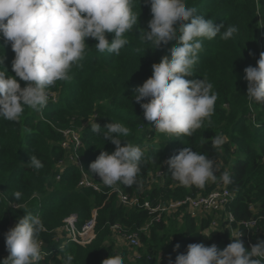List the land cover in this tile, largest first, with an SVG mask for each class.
<instances>
[{"label": "trees", "instance_id": "obj_1", "mask_svg": "<svg viewBox=\"0 0 264 264\" xmlns=\"http://www.w3.org/2000/svg\"><path fill=\"white\" fill-rule=\"evenodd\" d=\"M197 14L224 23L222 32L234 26L237 32L224 40L220 34L203 38V50L186 79L206 77L218 93L211 124L205 121L191 137L158 132L144 119L143 102L134 99L135 89L153 74L152 65L164 56L171 57L176 41L155 49L141 41L140 29H148L152 18L148 0H135L133 10L140 15L139 23L125 36L129 43L117 56L95 48L98 42L88 38L80 66L70 70L71 81H57L50 86L49 102L40 111L25 108L19 122L0 118V261L9 255L5 233L14 227L26 212L38 215L45 231L40 234L43 259L39 264H62L66 253L74 256L73 264H102L109 256L120 254L124 264H175L179 254L186 253L190 243L216 244L223 250L233 238L257 244L264 239V105L247 98L248 82L244 69L257 66L264 52V0H186ZM190 22V21H189ZM111 40L114 33H108ZM0 71L15 75L12 61L15 53L10 43L0 37ZM19 79V78H18ZM21 87L26 82L20 80ZM101 125L93 133L90 123ZM129 128L123 140L142 149V166L138 184L109 187L91 173L90 164L102 151L112 153L116 146L104 138V128L110 122ZM74 129L80 136L77 152L88 175L101 187L79 186L82 172L72 164L57 179L56 167L67 151L60 129ZM215 135H223L225 143L214 149ZM123 143V141H122ZM185 147H191L213 159L221 172L227 170L233 183L209 182L203 189L179 185L171 175L167 161ZM31 155L43 163L36 170L29 166ZM219 175V173H217ZM96 178V179H95ZM226 186L235 194L228 211L234 214L231 227L226 226L224 211L201 213L187 208L164 214L152 221V214L141 205L120 201L117 190L135 196L139 203H168L188 195H205ZM115 189L114 192H111ZM21 192L16 200L13 193ZM111 192V193H110ZM96 211L95 237L82 245L72 240L66 229V218L77 214L76 227L93 217ZM258 218L249 230L238 224L241 220ZM216 221V225L212 222ZM119 224L123 232H137L139 245L132 246L112 225ZM235 232V233H234ZM206 236H204L203 234ZM233 237V238H232ZM125 240L121 243L120 239ZM179 245V248L176 245ZM137 252L139 257L131 255ZM137 255V254H136Z\"/></svg>", "mask_w": 264, "mask_h": 264}, {"label": "clouds", "instance_id": "obj_2", "mask_svg": "<svg viewBox=\"0 0 264 264\" xmlns=\"http://www.w3.org/2000/svg\"><path fill=\"white\" fill-rule=\"evenodd\" d=\"M135 0H0V37L10 43L15 57L12 70L15 75L0 71V118L19 122L25 108L40 111L49 102V87L57 81H71L69 74L80 66L85 55L87 39L98 42V52L120 54L129 43L125 36L139 23L133 10ZM152 18L148 29H140L141 41L155 45V49L176 41L171 57L164 56L152 65L153 74L142 86L135 89L134 99L143 102L144 119L150 121L160 133L191 137L205 121L211 124L218 93L206 77L186 79L194 72L198 54L203 50V38L209 40L220 34L228 40L237 28L224 23L215 24L197 14L195 7L187 6L186 0H148ZM190 21V22H189ZM108 33H114L112 39ZM5 56L0 59L4 64ZM248 82L247 98L250 102L264 105V52L260 53L257 66L244 69ZM19 78V79H18ZM20 80L26 82L21 87ZM93 133H100L101 125L90 123ZM104 128V138L111 141L115 151H102L90 164L91 173L97 174L104 185L118 184L131 187L138 184L143 152L139 146L123 140L129 128L119 122H110ZM123 141V143H122ZM214 149L224 143L223 135L211 140ZM172 178L179 185L203 189L207 183L218 181L233 183L231 174L223 172L207 155L185 147L168 161ZM29 166L39 170L42 161L31 155ZM219 173V175H217ZM16 200L21 192L13 193ZM45 231L42 219L31 212L5 233L9 255L0 264H39L44 258L40 234ZM203 234V233H202ZM206 236L205 234H203ZM207 237V236H206ZM233 238V237H232ZM179 248V245H176ZM62 264H73L74 256L65 254ZM102 264H124L120 254L109 256ZM175 264H264V239L251 246L233 238L223 250L216 244L187 245L186 253L176 257Z\"/></svg>", "mask_w": 264, "mask_h": 264}, {"label": "built area", "instance_id": "obj_3", "mask_svg": "<svg viewBox=\"0 0 264 264\" xmlns=\"http://www.w3.org/2000/svg\"><path fill=\"white\" fill-rule=\"evenodd\" d=\"M60 131L64 135V139L61 142L63 148L66 149L67 153L65 157L59 159L56 164L58 169L57 179L61 178L63 172L72 164L78 165L81 172L82 177L79 181V186H92L97 190H102L101 187L94 181L88 173L85 171V167L82 163V157L77 152V149L81 145V139L79 134L72 128L70 129H60ZM70 164V165H69ZM69 165V166H68ZM96 179V178H95ZM113 189L111 192H114ZM110 192V193H111ZM120 201L123 204H127L130 206L133 205H141L146 208L149 214H152V221H160L164 214H170L172 212L179 211L180 208L190 209L192 212H201V213H209L214 212L217 214L218 211H224L226 213L225 221L226 226L231 227V225L236 222L234 214L231 211H228V207L233 200L235 194L230 191L226 186H222L216 188L205 195H188L179 200H171L170 202L164 204L161 202L151 203L149 201H144L142 204L139 203V199L135 196H129L125 192L121 190H117ZM96 212L93 213V217L85 222L82 227L79 229L76 227L77 216L75 214H71L66 218V229L69 232V237L75 242L85 245L91 242V240L95 237V225H96ZM258 218H252L248 220H241L238 222L239 225L245 227L246 229L253 228L257 225ZM213 225H216V221L212 222ZM114 230H118L119 232H123L122 227L119 224L112 225ZM235 233V232H234ZM125 238L128 239L129 243L132 246L139 245V235L137 232H123L121 233ZM255 245L252 242H249V246ZM135 257H139L137 254Z\"/></svg>", "mask_w": 264, "mask_h": 264}, {"label": "rangeland", "instance_id": "obj_4", "mask_svg": "<svg viewBox=\"0 0 264 264\" xmlns=\"http://www.w3.org/2000/svg\"><path fill=\"white\" fill-rule=\"evenodd\" d=\"M121 243H125V240H122L121 238H119ZM129 242V241H128ZM136 254H138L137 252H132L131 255L133 256V258L136 256Z\"/></svg>", "mask_w": 264, "mask_h": 264}, {"label": "water", "instance_id": "obj_5", "mask_svg": "<svg viewBox=\"0 0 264 264\" xmlns=\"http://www.w3.org/2000/svg\"><path fill=\"white\" fill-rule=\"evenodd\" d=\"M96 212V211H95ZM77 216V214H75Z\"/></svg>", "mask_w": 264, "mask_h": 264}]
</instances>
